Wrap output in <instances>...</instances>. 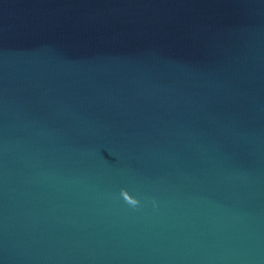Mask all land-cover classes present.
Masks as SVG:
<instances>
[{
  "label": "water",
  "instance_id": "water-1",
  "mask_svg": "<svg viewBox=\"0 0 264 264\" xmlns=\"http://www.w3.org/2000/svg\"><path fill=\"white\" fill-rule=\"evenodd\" d=\"M0 264H264V0H0Z\"/></svg>",
  "mask_w": 264,
  "mask_h": 264
}]
</instances>
